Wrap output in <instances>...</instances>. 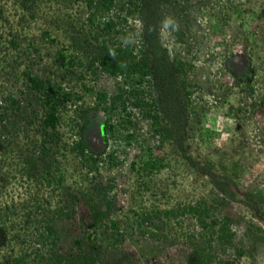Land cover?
Here are the masks:
<instances>
[{"label":"trees","instance_id":"trees-1","mask_svg":"<svg viewBox=\"0 0 264 264\" xmlns=\"http://www.w3.org/2000/svg\"><path fill=\"white\" fill-rule=\"evenodd\" d=\"M160 1L3 0L9 15H17L18 19L35 23L42 17L52 16L55 8L56 11L63 8L69 23L62 27L52 25L50 21L45 23L39 36L33 37L40 44L49 43L51 47L47 80L26 71L22 63L13 64L12 59L22 56L16 35L9 32L6 41L0 39V75L7 69L15 70L14 81H21L25 88L24 91L22 87L21 91H7L0 97V264H100L103 254L109 256L107 264H152L153 257L160 260L159 264H223L222 260L217 261L215 252L222 249L224 253L231 245L233 233L228 230L231 219L224 216L216 220L215 216L222 201L221 197L217 199V194L226 195L229 184L243 170L232 159L221 158L215 167L208 161L202 165L207 173L224 169V173L220 172L222 175L214 178L217 192L213 196L217 197L211 199L212 206L200 196L201 200L190 206L175 204V207H168L173 201L169 187L177 184L172 179L169 186V182L165 184L158 179L162 171L168 170L176 176L179 163H182L190 170L189 176L195 177L193 179L207 173L200 172L198 176L199 171L194 172L198 167L192 163L189 153L177 161L168 152L160 151V146L137 145L139 151L127 166L130 178L125 180V188L119 189L130 198L124 213L115 207L114 195L102 200L99 192H96L99 196H93L88 188L83 189L78 184L83 178L87 179V174L97 171L101 156L114 160L113 154L106 152L108 137L121 134L118 137L125 142V148L135 143L134 111H140L145 100L150 99L148 105L143 104L140 117L148 121L151 136L159 143L172 137L180 140L185 131L186 138H195L204 144L216 135L213 126L207 123V113L228 119L235 118L237 113L247 115V118H250L249 114L251 117L264 114V88L258 85V82L264 83V46L262 53L260 47L255 49L257 41H252L253 37L250 38L251 34L245 28L246 22L241 19L236 31L244 44L236 50L234 41L220 43L225 52L221 58L225 76L231 81L226 87V95L217 104L210 105L207 111L202 110L200 115L190 108L194 112L190 124L193 130L182 127L172 118L179 108H172L170 104L172 94L170 88L167 89L168 74L158 63L159 55L150 48L159 30L156 19L162 17L156 2L159 5L165 0ZM107 12L113 14L99 28L96 21ZM85 13L87 16L82 20L80 15ZM3 14L0 8V15ZM239 14L240 11L235 10L233 18L237 19ZM4 20L8 23L7 18ZM128 21L138 22L136 33L132 29L126 33ZM83 22L87 29L79 28ZM149 26H154L155 30L149 31ZM75 28L79 29V34ZM1 29L0 25V38ZM185 34L187 29H178L179 43L185 42L181 41ZM117 37L124 43H117ZM30 38L26 40L28 53L34 43ZM98 71L119 82L112 96L94 91L87 82ZM59 76H66L65 86ZM6 90L0 86V91ZM230 97L233 98L229 101L231 105L228 103ZM83 99L87 103L79 118L83 120L87 116L94 123L98 122L99 138L80 136L82 126L67 115L69 103ZM156 100L164 105L163 111L153 107ZM21 101L26 107H20ZM224 106L227 107L223 111ZM241 120L245 121V117ZM18 123H23L25 128L19 129ZM174 127L180 132L177 136L173 134ZM184 144L181 142V150L185 148ZM74 162L84 171L80 169L82 172H79ZM111 165L107 164L113 167L116 163ZM111 188L112 184L107 189ZM149 198L155 203H150L147 208ZM201 201L202 204H198ZM77 207H82V211L79 222L73 225L79 232L74 236L66 228V220L68 210ZM185 217L190 218L189 225L194 223L191 230L184 227ZM127 218H135V221L130 224ZM141 221L148 225L142 234L137 230L142 228ZM194 226L199 229L197 234ZM64 237L70 244L68 248L60 247ZM125 240L133 248L146 246L145 249L154 251V256L148 259L141 249H137L134 251L139 252L138 258L142 260L134 261L120 248ZM164 241L173 242L177 257L163 253ZM181 248H187L186 253H178ZM189 249L191 251L187 252Z\"/></svg>","mask_w":264,"mask_h":264},{"label":"rangeland","instance_id":"rangeland-1","mask_svg":"<svg viewBox=\"0 0 264 264\" xmlns=\"http://www.w3.org/2000/svg\"><path fill=\"white\" fill-rule=\"evenodd\" d=\"M165 1L159 5L156 2V9L161 12L162 17L156 19L155 24L159 30L158 34H156V40H154L150 48L159 55L157 56L158 63L162 69H165L164 72L168 74L167 79L169 82L167 89L170 88L172 94L170 104L172 108H179L177 110L178 114L176 113L172 118L175 121H179L182 127H190L193 130L190 124L194 112H192L190 108L193 107L195 113L198 115H200L202 110L207 111L210 105L217 104L221 97L226 95V87L231 84V81L225 76L221 59L225 52L220 43L223 41H234L236 50L241 44H244L242 37H239L236 31L237 25L241 22V19L246 22L245 28L250 32V38L253 37L252 41H257L255 49H259L260 47V52H263L264 0ZM0 8L4 11V14L0 15V25L2 27L1 41H6V35L10 32L16 35L20 44L19 49L22 56L12 59L13 64L17 65L22 63V67L26 71H32L38 78L47 80V76L50 73L48 67L52 60L51 47L49 43L40 44V42L34 40L33 37L39 36L41 29L46 26L45 23H50V21L52 25L58 24L59 26L67 27L69 19L67 18L66 12H64L63 8H59L60 11H56L57 8H55L50 14L52 16L47 15L37 20L35 23H32L25 18L18 19L17 15H9L3 0H0ZM235 10L240 11L237 19L233 18ZM112 14V12L109 13V15ZM109 15L107 12L103 16H100V21H96V25L99 26V28L103 27V23L110 17ZM86 16L87 13L80 15V18L84 20ZM166 16H172L176 20L179 27L178 29H187V34L181 37V41L185 40L184 43L178 42V30L174 32L162 31L161 21ZM5 18L8 19L9 24L5 22ZM184 20H189L193 23L186 24ZM98 23L100 24L98 25ZM137 23L135 21H128L129 27L125 30L126 33L129 29L134 30L136 33L138 29ZM82 26L87 29L86 23L83 22V24H80L79 28ZM183 26H187V28ZM76 29L77 28L74 29L76 34H79V29ZM32 34L35 35L30 38L29 36ZM29 38L33 39L34 43L33 48H31L28 53L26 40ZM112 41L113 43L115 41H117V43H124L120 37ZM14 72L17 73L13 69L11 71L7 69L4 74L0 75V86L7 89L6 91H0V97L6 95L8 93L7 91L16 89L19 91L22 89L23 91L25 90L21 81H14ZM65 77L59 78L63 86H65ZM263 77L264 76H262V80L264 81ZM87 82L94 91H101L107 96H112L119 84L117 80H113L108 75L99 71L96 73L95 77L90 80L88 79ZM84 83H86V81H84ZM258 85L264 88V83L262 85V83L258 82ZM24 95H26V93H24ZM19 98L22 100L23 97L19 96ZM149 100L150 99L145 100L143 104L147 103L148 105ZM232 100L233 98L230 97L228 103L229 101L232 102ZM86 103L87 101L84 99L82 101L72 100L67 107L69 109L67 110V115L70 116V119L77 120L76 123L82 126L80 136L86 137L94 135L99 138L101 130L98 122L94 123V120H89L87 116L83 117V120L79 118L80 111L83 110V105ZM143 104L139 109L140 111H134L133 123L135 126V143L125 148V142L118 137L121 134H117L113 136V138L107 136L109 140L107 142L106 152L112 153L114 160H107L105 156H101L99 164L97 165V171L87 174V179L85 180V178H83L78 184L83 189L88 188L89 192L93 193V196H99L96 193L99 192L100 199L102 200H108L114 195L115 207L119 209L121 213H124L130 202V198H128L126 192H119V189H124L125 184H127L125 180L128 177L130 178L127 166L132 157L139 151L137 145L151 147L160 146V151L168 152L173 158L177 159V161H180V159L189 153L190 157L193 159L192 163L199 168V170L198 168L194 170V172L199 171L197 172L198 176L200 172L207 173L202 167L207 161L215 167L219 164L221 158H230L234 162H237L240 165V169L243 170L241 175L229 184L226 195L217 194V199L221 197L222 201L217 208L218 213H216L215 216L216 220L224 216H228L231 219L228 230L229 233H233V238L231 245L225 248L224 253L222 249L215 252V255H217L216 259L217 261L222 260L223 264H264V114L258 113L252 117L249 114L248 117L250 118H247V115H242L245 117V121H242V116L238 113L235 118L231 119L223 118L218 114L214 115L213 113H207L210 115H207L209 120L207 123L213 126L216 135L209 138L204 144H200L195 138H186L185 131L180 140L175 139L176 137H172L169 139L166 138L162 143H159L155 136H151V129L148 121L140 117L145 107ZM229 104L231 105V103ZM152 105L154 108L161 111H163L162 108H165L164 105L158 103L157 100L156 103L153 102ZM233 105L235 106V104ZM20 107L24 108L26 104L21 101ZM226 107L227 106H224V108H222L223 111ZM150 112H152V110H150ZM22 116H24L23 113ZM167 122L170 123V121ZM17 125L19 129L25 128L23 123H18ZM236 128L238 130H236ZM173 134L177 136L180 132L178 133V130L174 127ZM183 141L185 142V148L181 150L179 147ZM188 149L189 151H187ZM122 151H124L125 154H123ZM114 163H116V165L113 167L107 166V164L113 165ZM181 164L182 163H179L180 166L178 167L179 170L176 176H173L170 171L164 170L158 178L163 180L165 184L169 182V186L172 179L177 184L174 187H169V192L171 197H173V201L169 203L168 207H175V204L179 206H190L201 200L199 198L200 196H204L206 204L210 206L212 204L211 199L217 197V195L213 196L217 192L214 186V178L222 175L221 173H224V169L221 168L220 171H210V173L208 172L204 177L193 179L195 177L191 178L189 176L190 170L185 169ZM74 165L79 172L84 171L77 162H74ZM80 169H82V171ZM111 184L112 188L108 190L107 188L109 185L111 186ZM202 202L203 201L198 204H202ZM150 203H155V201L149 198L145 207L148 208ZM82 207H77L67 212L68 220H66V228L70 230L74 236H77L79 233L73 225H77L79 222V217L81 215L80 211H82L80 209H82ZM188 217H185L183 224L184 227L188 226L186 229L191 230L194 223L189 225L190 218ZM134 219L135 218L128 219L129 223L131 224L134 222ZM141 227L142 228H137V230L142 234L148 225L146 222L141 221ZM193 230H195V234L199 231L197 226H194ZM245 235L247 236L245 237ZM1 240L2 238H0V241ZM163 243L165 244L164 246H166L163 253L177 257L174 253L176 248L173 242L164 241ZM160 244L161 242L156 243V245H158L157 249H159ZM68 245L70 244L66 238L60 241L61 248H68ZM149 246H151L150 243ZM172 246L174 248H172ZM120 248L125 254L134 258V261L139 260V262L142 259L138 258L139 255L137 254L139 252L136 253L134 250L141 249L142 253H145L148 259L152 258V253H154V251L150 252L149 248L145 249L146 246L133 248L128 244L127 240L120 245ZM186 249L181 248L178 250V253H186ZM190 251L191 249L187 252ZM108 257V255L103 254V259H101L103 262L100 264H107L105 262H107L106 258ZM152 259V264L160 263L159 259H155L154 257Z\"/></svg>","mask_w":264,"mask_h":264},{"label":"clouds","instance_id":"clouds-1","mask_svg":"<svg viewBox=\"0 0 264 264\" xmlns=\"http://www.w3.org/2000/svg\"><path fill=\"white\" fill-rule=\"evenodd\" d=\"M142 23V22H140ZM161 29L162 31L165 32H171V31H176L178 30V24L176 20L172 16H166L162 21H161ZM155 30L154 26H149V31ZM113 53L110 51V55Z\"/></svg>","mask_w":264,"mask_h":264}]
</instances>
